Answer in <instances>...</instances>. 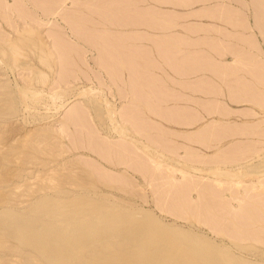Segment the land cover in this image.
Listing matches in <instances>:
<instances>
[{"label": "rangeland", "instance_id": "rangeland-1", "mask_svg": "<svg viewBox=\"0 0 264 264\" xmlns=\"http://www.w3.org/2000/svg\"><path fill=\"white\" fill-rule=\"evenodd\" d=\"M260 3L264 9V0H259ZM18 4L17 0H0V264H46L44 261H38L41 257L37 253L38 248L37 252L34 251L33 246L22 242L21 238H16L15 235L19 236V231L31 224L42 225L45 228L43 232L45 235H58L61 229L66 227V224L59 219L63 214H70L76 210L71 201L75 193H81L92 187L82 183L83 176H88L97 182V192L93 197L104 200L108 204H118L117 209L119 210L136 211L134 213L136 219H143L148 221V224L153 223L165 228L175 227L184 231L188 230L190 233L214 239L219 245L221 244L220 246H226L231 256L250 264H264V235L248 236L260 238L257 241L237 240L232 242L233 239L224 237V235L217 237L205 225L196 222L195 218L199 219V217L193 213L192 216L188 214V219L177 218L173 213H176L175 210L180 208L174 207L173 211L162 208L161 203L156 199L155 192L162 186L154 183L153 186H150L141 173L134 172L126 166L120 165L113 168L108 165L99 159L89 147V139L86 140V144L80 145L79 149L75 147L77 145L71 143L70 137L66 133L69 132L74 136L70 127L77 130L78 127L70 126L67 132L66 129H64L65 131L62 129L66 111L61 110V105L68 101L72 102L71 108L78 107L84 111L88 124V131L84 135L89 131H94L95 137L99 135L102 138H107L106 140L110 144H117L116 140L119 138L115 139L114 137L117 136L116 133L119 130L131 134V136L134 133H131L133 131L124 125L121 118L119 120L117 114L121 113L122 108L120 107L119 110L112 97L108 96L105 81L87 78L88 70L90 71L87 55L84 56V64L78 63L83 55L81 57L77 55L78 59L75 63L77 77L84 73L86 78L70 79L65 82L56 79V77H60L58 74H61L60 70L63 71V68L56 59L54 47L56 35H53L56 31L54 32V30L62 28V34L72 41L71 35L64 29L60 19L63 17L34 14L33 21L24 19L16 13L19 12L18 9L16 11ZM24 9L26 8L24 7ZM263 110V108L257 107V113L248 116L251 119L253 116L255 117V120L248 123L258 126L260 131L264 130ZM112 115L114 116L111 117ZM214 120H220V118L217 117ZM214 120H207L206 125ZM132 129L136 133L135 129ZM262 135L259 133L255 138L257 141L255 152L244 155L242 160L213 166L224 169L223 172L229 171L228 175H225L226 177L223 175L218 177L215 173H213L214 175L208 174L213 168L212 165L195 164L189 160L188 167L184 169L181 165L179 167L178 161L185 164L183 153L180 152L177 155L173 154L172 158L167 156L171 164L167 160L164 168L168 171L171 169L170 165H173L172 169H177L175 171L177 180L174 181L175 188H177V182L184 183V174L187 173V170L190 172L192 170L190 166L194 169H202L197 171L198 173L192 170L194 173L191 172L192 175L189 177L198 179L201 176L200 178H203L204 181L210 180L211 183H214L212 180H215V183L216 180H219L216 185L214 184L215 186L220 185L219 187H221L225 183V186L223 184L222 187L227 189L230 187L231 190L234 188L232 191H229L230 189L225 191L224 188L223 195L220 194L222 200H217L213 202L214 204L211 201V204L215 205L214 208L225 209L226 212L230 211V208L238 211L241 206L243 208L244 205L251 204L249 201L236 199L237 196L246 197L248 186L249 189L253 185L257 186L256 190L252 187V190L254 189L256 192L259 191V186L264 189V135ZM140 138L147 143L144 137ZM190 147L199 150L200 154L205 157L215 156L226 148L218 144L211 149H206L209 151H202L199 149L202 146L195 143ZM151 161L155 162V160ZM94 162H99L100 170L103 173L118 178L125 174L129 179H132L134 185L122 183L120 187L117 183L107 182L109 184H105L104 176L91 169L90 165H93ZM178 169L182 171L179 172ZM217 173L219 172L217 171ZM60 179H64V185H61ZM108 186L114 188L109 189ZM234 190L236 196L231 193ZM62 191H65L64 195H61ZM161 191L164 189L162 188ZM198 193L194 189L188 190V206L192 202H201ZM83 197L88 198L85 195ZM259 202L263 204L264 201L259 200ZM50 203L58 207L56 212L52 215L40 213L45 205ZM166 203L168 202L166 201ZM161 209L165 212H162ZM253 209L258 208L250 207V210L253 211ZM10 212L14 214L12 219L8 217ZM147 214H151L152 217L148 219ZM237 221L244 227L248 224L246 218L241 216ZM255 225L257 226L255 229L262 230V224ZM258 229L256 232L259 231ZM37 244H39L38 241ZM56 247L63 252L66 251L65 246L57 245Z\"/></svg>", "mask_w": 264, "mask_h": 264}, {"label": "bare ground", "instance_id": "bare-ground-1", "mask_svg": "<svg viewBox=\"0 0 264 264\" xmlns=\"http://www.w3.org/2000/svg\"><path fill=\"white\" fill-rule=\"evenodd\" d=\"M46 1L47 0H32L34 5H37V4L41 5V3L47 4L49 2V0H48V2H46ZM58 1L59 0H57L55 2H58ZM78 1H80V0H78ZM115 1L116 0H114V2ZM251 1L253 2V6H255V8H257L258 11L264 10L262 7V3L259 4V0H251ZM55 2L53 1V3H55ZM118 2L116 1L115 3H117V5H118ZM120 2H122V1H120ZM62 3H65V2H63V0H62V2L59 3L60 5L54 7L55 9H53V12H51L52 10H46V11L44 10V11L46 13H47V11H50V15H52V13L54 14L55 12H58L60 10V8H64V7H61ZM74 3L77 4L75 1H74ZM84 4H86V3L84 2ZM34 5H33V7H34ZM50 5H52V3H50L49 6ZM72 5H74V4L72 3L71 6ZM86 5H89V4H86ZM120 5H121V3H120ZM120 5H118V6H120ZM25 6L26 5L23 4V2L22 3L19 2V4L16 5V11L18 9L19 12H16L15 10L14 11L16 13H18L19 15H21L20 17H23L24 19L25 18L26 19H32L33 16H35V15L32 14V12H30L31 10L29 11L27 9V11H28L27 12L26 9H24ZM47 6H48V4L45 6V9H47ZM77 6L78 5H76V7ZM81 6H83V5H81ZM89 6H88V8H89ZM91 6H90V8L94 9ZM97 6H98V4H97ZM114 6H116V4H114ZM122 6H123V4L120 7H122ZM8 7H10V6H8ZM8 7H6V8L9 10ZM72 7H75V6H72ZM72 7H71V10H72ZM43 8H41V9H43ZM58 8H59V10H58ZM81 8L84 9L83 7H81ZM20 9H21V11H20ZM85 9H84V11H85ZM103 9H101V10H103ZM10 10H12L11 7H10ZM64 10H68V9L64 8ZM69 10H68V13H69ZM80 10L81 9H79V11ZM98 10H100V9H98ZM60 11H61V13L63 12V10H60ZM81 11L83 12V10H81ZM91 11L93 12V10H90V12ZM96 12H98V11H96ZM117 12L120 13V11H117ZM42 13L43 12H41V14ZM46 13H44V14L46 15ZM61 13L58 12L55 14H58V16H59ZM75 13H76V11H75ZM109 13L111 14V11H109ZM62 14H63L62 19H66L68 21V25H70L69 29L71 30V33L73 36L75 34V36L78 37L77 39L80 41L81 40H84L86 42H88L87 40L90 41L89 35H87L85 32L87 30L85 29V27H83L84 25L81 26L78 23V22L82 23L86 19V17L83 20V18L82 19L80 18L81 13L80 14L76 13L78 15V18H80V20H83V21L77 20V22H76V19H78V18H76L74 13L73 14L71 13V14H72V16L73 15L75 16V17H73L74 19L76 18L75 20H73L71 14L70 15L67 13H66L67 15L64 13H62ZM83 14H85V13L83 12ZM261 14H264V13L261 12ZM91 15H89V17H90L89 19H91V18L94 19L93 17H91ZM96 15H99V14H96ZM83 17H84V15H83ZM262 17H263V15L261 16V18ZM259 18H260V15H259ZM259 18L257 19L258 20L257 22H258L259 26H261V30H263L262 28H264V20H263L264 18L263 19L260 18L261 21ZM33 20L34 19H32V21ZM66 20H65V22H66ZM73 21H74V23H73ZM86 23H87V25L89 24L88 22H85V24ZM93 23H95V21ZM97 26L99 27L98 23H97ZM56 27H57V25H56ZM92 28L97 29V28L93 27V25H92ZM61 29L56 28L54 30V32L56 31V33L53 35H56V36H55V40L53 38L52 39L55 41L54 47H55L57 62L62 64L61 68H63V71L60 70L61 74H58V75H60V77L58 76V77H56V79L61 80L62 82L63 81L65 82L66 80L78 78L77 77L78 73L76 72L77 67H76L75 63H76V59H78L77 55H78V57H81L82 55L84 56L83 51L85 49L81 50L83 48L82 46H81L82 48H80V50L78 49L79 47L75 48V45L77 43L70 41V39H67V37H65V35L62 34L63 31ZM100 29H102V28H100ZM100 29L98 28V30H100ZM90 30H91V32L93 31L92 29H90ZM103 30H105V32H106L107 29H105V27H104ZM103 30H102V32L104 33ZM88 32H90L89 29H88ZM97 32H98L97 30L95 32L93 31V33H96V35H98L99 32H98V34H97ZM105 34L107 35V32ZM105 34H103V36ZM103 36H100V37H103ZM109 36H110V34H109ZM109 36H105V37L112 39V38H110L111 36L110 37ZM96 38H98V37H96ZM115 38H117V37H115ZM109 39H108V41H110ZM243 39H245V38L243 37ZM93 41L97 42V40L95 41L94 39H93ZM103 41H105V40H103ZM103 41L101 43V46L104 43ZM99 42H100V40H99ZM116 42L118 45H120V41H116ZM73 43H75V44H73ZM89 43L91 44L92 42H89ZM104 44H106V43H104ZM104 44H103L102 48H104V46L114 47V45L108 46L109 44L108 45L107 44L104 45ZM117 44H116V47H117ZM248 46L249 45H247V47ZM116 47H115V49H116ZM99 48H97V50ZM254 48H256V47H254ZM13 49H16V48H13ZM107 49L111 50V48H107ZM115 49L112 48L113 51ZM123 49H125V48L123 47ZM241 49H240V51L243 53L244 50L242 51ZM117 50L119 51V48ZM117 50H115V51H117ZM259 50H260V48L258 49V52H259ZM106 51H105V49H103V52L107 53ZM261 51L263 52V50H261ZM99 52H100V49H99ZM103 52H102V54H103ZM119 52H117V53L119 54ZM258 52L256 51V53H258ZM262 52H260V53H262ZM84 53H85V51H84ZM109 54H111V53H109ZM121 54H122V52H121ZM240 55H242V54H240ZM248 55L250 56V54H248ZM256 55H253V56H256ZM111 56H112V54H111ZM119 56H122V55H119ZM246 56L247 55H244V57H246ZM103 57H104V55H103ZM107 57H109V56L107 55ZM100 58H102V57L100 56ZM100 58H99V60H101ZM106 59H109V58H106ZM249 59H250V57H248V60ZM60 60H63V61H60ZM241 60H243L244 62L245 61L249 62L248 60H244L243 57L241 58ZM241 60H240V62H241ZM251 60L252 59H250V61ZM99 62H101V61H99ZM107 62L104 61V64H106ZM58 63H57V65H58ZM110 63H112V62H110ZM100 64H102V63H100ZM252 65H255V64L253 63ZM241 66H244V65H240V67ZM247 67H248V65H247ZM247 67L246 68L243 67V68L247 69ZM257 67H256L257 72H256V70L253 71V69H251L252 67L248 68V71L250 72L249 69H251V72H253L252 74H254V75L256 74V76H254V75L253 76H254L255 80L257 81L258 86L255 84L257 87L253 86V88L255 89V87H256L258 89H255V90L253 89L254 91H252L250 88L248 90H250L251 93L245 92L249 95L246 94L244 96V94H243L242 96H238L239 94L241 95V92H240L237 95L238 97L234 96L233 98H235L234 101L235 100L237 101L236 98H239L238 101L240 102V104L242 103V101H243V103L245 101V103L249 102V103L254 104L256 107H260V108L264 109V61L261 60L260 63L257 64ZM107 68L110 70H113L109 67H107ZM241 68L239 69V71L241 70ZM105 69L100 68V72H101V70H104V72H105ZM244 69H242V70L244 71ZM237 70H238V68H237ZM241 71H240V73H241ZM88 72H89V70H88ZM111 72H113V71H111ZM254 72H256V73H254ZM110 73L108 72V74H110ZM235 73H236V71L234 70V74ZM245 74H247V73H245ZM100 75H101V73H100ZM100 75H99V73L97 74V78H99L98 80H100V79L105 80ZM113 75L112 76L110 75V76L114 77ZM115 75H117V74H115ZM119 75L121 76V74H119ZM117 76H116V78H117ZM238 76H239V74H238ZM246 76H249V75H246ZM87 78H88V76H87ZM246 78L247 77H245V79ZM108 80H110V79H108ZM114 80H115V78H114ZM121 80L123 82L122 78H121ZM121 80H120V83H121ZM226 80H229V79H226ZM241 80L242 79H240V81ZM246 80L248 81V79H246ZM250 81L247 83L250 84ZM133 82H135V81H133ZM222 82H221V84L223 85L224 82L223 83ZM111 83H110V85L112 87H114ZM131 83H132V81H131ZM137 83H138V81H137ZM231 83H232V81H231ZM235 83L237 84V82H235ZM240 83H239V85H240ZM124 84H125V82H124ZM133 84L134 83H132V85ZM140 84H142V83H140ZM232 84H234V83H232ZM227 85H230V83ZM253 85H254V83H253ZM116 86H118V85H116ZM122 86L126 87V85L125 86L122 85ZM138 86H139V84H137V87ZM233 86H235V85H233ZM237 87H239V86H237ZM245 87L246 86L244 85L243 88H245ZM107 88H108V86H107ZM247 88H249V87H247ZM116 89H115V91H119ZM120 89H122V88H120ZM139 90H140V88H139ZM235 90L237 91V89H235ZM133 91H134V88H133ZM237 92H239V91H237ZM118 93H119V97H120L121 96L120 92H118ZM124 93H127V92L124 91ZM134 93L137 94V92H134ZM138 93L141 94L139 91H138ZM232 93H234V92H232ZM121 94H123V93L121 92ZM135 94H133V95H135ZM143 95L146 96V94H143ZM152 95H154V94H152ZM234 95H236V94H234ZM124 96L125 97L122 98V96H121L120 98L124 99V98L128 97V96L126 97V95H124ZM147 96L149 97V95H147ZM166 96H164V97H166ZM229 96L230 95H227V97H229ZM148 97L146 100H148ZM218 97H214V100H216ZM128 98H127V100H128ZM131 98H132V96H131ZM135 98H136V95H135ZM141 98H142V96H141ZM155 98L158 99L157 96H155ZM171 98H173V96L170 97V99ZM233 98H232V100H233ZM136 99L139 100L140 98L139 99L136 98ZM167 99H169V98H167ZM140 100L138 102L139 103L141 102L142 105H143L142 102H144V101L147 102L144 99H143L144 101H142V100L140 101ZM159 100L161 103V99H159ZM159 100L155 101V99H154V101L157 102L156 106H159V104H158ZM210 100L212 101L213 99H210ZM129 101H130V99H129ZM150 101H152V100H150ZM162 101H164V100H162ZM170 101H172V100H170ZM133 102H134V100H133ZM166 102L168 103L167 100H166ZM166 102L164 101V104ZM126 104H124V106ZM136 104H138L137 101H136ZM146 104H145V106H146ZM149 104H151V102ZM153 104H154V102H153ZM161 104H163V103H161ZM202 104L203 103H201V107L204 109H202L201 112H203L209 116L217 115V117H219L220 120H214L210 124L209 123L207 125L205 124L206 126H203L202 128H200L195 133L190 134V136H188V149L185 146L182 147L179 143H177L175 141V139H174L175 134L168 132L165 128L161 127L158 123L153 121L152 118H154L156 116L158 118H161L162 120L171 121V122L172 121L176 122V120H178V119L179 120L180 119H182V120L188 119L189 124L190 123L194 124V123H198V121H201L203 119V118L201 119L202 115L198 114L199 112L197 113L196 109H195L196 112H194L193 110H191L192 108L190 109L189 107L188 108L190 110L189 109L188 110L191 111V113H187V114H185L186 112L185 113L183 112V111H186V110H183L184 108H182L183 111H181V110L178 111V109H177V111H173V110L170 111V109L169 110L166 109L163 111V109L166 108L165 105H164V107L161 106L163 109H160V107H159L160 110H157L156 107H155V109L154 108L150 109L149 108L150 106H148V104H147L148 107L147 106L145 107L143 105L144 107H142V108H144V109L146 108L143 111L141 110L142 108L141 109L139 108L140 104H138V106H136V110L134 108L132 110V108H127L126 106H125L126 108L124 107V109L119 108V110L121 109L120 110L121 113L119 115L117 114V116L119 117V120L122 119L121 121H123L125 123L124 125L126 127L130 128V131L131 130L133 131L131 133H134V135L131 136V134L129 135V134H127V132L119 130L116 133L117 136L114 138L115 139L119 138L121 140L120 141H118L119 139L116 140L118 142L117 144H110L109 141L106 140L107 138H104V137L102 138L99 135H97L95 137L94 131H89L88 134L84 135V133L86 131H88V124H87V120H86L85 115H84V111L78 107L71 108L70 105H72V102L68 101L67 103L61 105V110H64V112L66 111L64 114L63 122H62L64 128H62V129L63 130L66 129V132H67L68 127H70V126L78 127V130L75 129L74 127H70V130L73 131L74 136L69 134V132L66 133V135H68L70 137L71 143L73 145H77V146H75L77 149H79L80 145L82 146L83 144H86V140L89 139V147L92 149V151L97 155V157L99 159L103 160L108 165L112 166L113 168L120 166V165L126 166L127 168H130L134 172L141 173L143 178L147 182V184H149L150 186H153V183L162 186L164 191H161L162 188H158V190L155 192L156 199L159 203H161L162 208L170 209L171 211L174 210V207L180 208V209L175 210L176 213H173V215L175 217L180 218V219H184V218L188 219V214H190V216H192V213H193L197 217H199V219L195 218V221L200 223L201 225L202 224L205 225L210 230V232H213L215 235H217V237L224 235V237L233 239L232 242H236L237 240L257 241L260 238H252V237H248V236H250V235H264V202H263V204L261 202H259V200L264 201V189H261L262 187L259 186V188H258L259 191L260 190L263 191V192L261 191L260 192L261 194H259V191H257V192L254 191V189L257 187L256 185H255L256 187H254V185L251 186V189H249V186L247 185L248 186L247 187L248 189L246 188L247 192L245 191L246 197L241 198V197L237 196L236 199L243 200V201H249V203H251V204H248L247 206L244 205L243 208L241 206V208L238 211H235L232 208H230V211L226 212L225 209H217V208H214L215 205H213L214 204L213 202H215L217 200L218 201L222 200L220 194L222 193L223 189L225 188L224 187L225 183H223L224 184L223 187H222L223 184L221 185V187H219L220 185L215 186L219 180H216V183H215V180H212V181H214V183H211L210 180H208V182H206V180L204 181L203 178H200L201 176L198 178L199 180L197 178H195L194 176H193L194 178L189 177V175L190 176L192 175L191 174V172H193L192 170H195V172L202 170V169H200V170L194 169L192 166L189 165L190 168L192 169L191 172L187 170V173L184 174L185 175L184 183L177 182V188H175L174 187L175 186L174 181H177L176 177H175V173H176L175 171H177V169L173 168L174 169L173 170L172 169L173 165L172 166L170 165L171 169H169L168 171L165 170V168H164V166L166 165V162L168 160V157L172 158L173 154L177 155L180 152V150H182V148L184 149L183 158L185 159V164H182L180 161H178V165H179V167L182 166L183 169L185 167H188V160L191 163L200 164V165H212V167H213L214 165L221 164V163L230 164V163H233L235 161L242 160L244 155L251 154V153L255 152V150L257 148L256 139L254 140L255 142H250V141L247 142L248 140L244 141V142H247L246 144L243 141H241L239 143L234 141L229 146H227L225 149H223L219 153H217V155L210 156V157H205V156L200 154L199 150H196V149L194 150L193 147H190L192 144L195 143V144H199L202 147H205L206 149H211L214 145H218L219 143H221V141L226 140V138H232V137L235 138L238 136H240V137L244 136L247 138L251 137V139H253V138H256V136L259 133H261V135L262 134L264 135V130L260 131V128L254 124H250V123L246 122L244 124L242 123L243 125H240V123H239V125H236V124H234L235 122L232 123L230 120V116L232 115L231 113H233V111L230 113L231 110L226 109V107L224 105H222V103L220 104V102L218 100L216 103H214L213 106H210V108H208V109L206 107H204ZM211 104H213V102ZM135 105H133V106L135 107ZM151 107H152V105H151ZM170 107H172V106H170ZM227 107H229V106H227ZM106 112H108V111H106ZM244 113H246V111L243 112V114ZM250 115H252V112L246 113V116H250ZM113 116L114 115H112L111 117H113ZM183 121H185V120H183ZM180 123H182V122H180ZM185 123H186V121H185ZM122 128L124 129V127H122ZM132 128L135 129L137 134L134 132V130ZM140 137H144V139L147 140V143L143 142ZM86 148H87V146H86ZM167 154H169V155H167ZM151 160H155V162L151 161ZM98 163L99 162H94L93 165H90V167L93 171L100 172L101 175L104 176L103 179L105 181L104 182L105 184L108 185L109 183H107V182H111V183H117V184H119V186L122 183H129V184L134 185V182L132 181V179H129L128 176H126L125 174H122L121 177L118 178V177L103 173L100 170V166ZM169 164H171L170 161H169ZM167 166L169 168V165H167ZM176 168H178V167H176ZM223 170L224 169L213 167L210 170L211 172H208V174L212 173V175H214L213 173H215V174H217L218 177H220L219 175H223V176L228 175L227 172H229V171L223 172ZM178 171L180 172L182 170L178 169ZM214 171H216V172H214ZM217 171L219 173H217ZM188 172H190V173L188 174ZM263 173H264V171H263ZM227 177H229V176H227ZM222 178H224V177H222ZM82 179H83V181H82L83 184H85L87 186H92V187H90L91 189L83 190L81 193L80 192L75 193L74 198L71 201H72V206L74 205L76 207V210L70 214H66V215L63 214L64 216L62 215V217L59 219V221H62L66 224V227H63L58 235H53V236L45 235L43 233L45 231V228L42 225H38V224L28 225L26 228L19 231V233H18L19 236L15 235L16 238H21L22 242H25L26 244L29 243L31 246H33L34 251H36V249L38 248L39 251L38 252L36 251V252L39 253L41 256L38 261H41V262L44 261V263H46V264H236V263H238V264H250V263H247L246 261H242L240 259H237V258L231 256L229 254L226 246H220L221 244L219 245L218 242H216L214 239H211L208 237H203V236L197 235L195 233H190V232H188V230L184 231L181 229H177L175 227H166L165 228L163 226H156L153 223L148 224V221L143 220V219H141V220L136 219V217L134 215V213L136 211L130 210V209L119 210V209H117V207L119 206L118 204H113V203L108 204L104 200H99V199L93 197V195L96 194V192H97L96 191V189L98 188L97 182L95 180H92L88 176H83ZM206 179H207V177H206ZM227 181H229V180H227ZM60 182H62L61 185H64V179H60ZM249 185H251V184H249ZM252 187H254L253 190H252ZM107 188L110 189V188H114V187L108 186ZM243 188H245V187H243ZM152 189H153V187H152ZM193 189L197 190L199 192L198 193L199 194V200L201 202H198V203L192 202L188 206V190H193ZM225 189H224L225 191H227L229 189H230L229 191H232L234 188L232 190L230 187H229V189H227V188H225ZM235 190H236V188H235ZM235 190H234V192H231L232 194H234L233 196H236ZM64 193H65V191H62L61 195H64ZM236 193L238 194V190ZM83 195L87 196L88 198L83 197ZM221 195H223V193ZM166 201L168 203H166ZM211 201L213 204H211ZM221 204H224V203H221ZM250 207H256L258 209H255V210L253 209V211H252V210H250ZM57 209H58V207L55 204L50 203V204L45 205V207L41 210L40 213H42L43 215H52L56 212ZM161 211L163 212L164 210L161 209ZM254 211L257 213H255ZM13 216H14V214L12 212H10L8 214V217H11V219ZM240 216L242 218H246L247 223H248V224L246 223L247 224L246 227H244V225H241L237 221L238 217H240ZM146 217L149 219L152 217V215L147 214ZM254 217H256V218H254ZM65 224H63V225H65ZM255 224H257V225L262 224V226H261L262 230L258 229V228L255 229V226H256ZM257 229L259 230L258 232H256ZM252 232H255V233H252ZM239 235H242V236H239ZM222 240H223V238H222ZM37 241L39 244H37ZM57 245L65 246L66 251H64V252L61 251L60 249H58L56 247ZM186 249H188V250H186Z\"/></svg>", "mask_w": 264, "mask_h": 264}, {"label": "crops", "instance_id": "crops-1", "mask_svg": "<svg viewBox=\"0 0 264 264\" xmlns=\"http://www.w3.org/2000/svg\"><path fill=\"white\" fill-rule=\"evenodd\" d=\"M53 1L55 2L57 0H51V1L49 0V2L48 0L46 1L48 2L47 9H45V6L47 5L46 3H41V5L37 4L38 5L37 6L34 5L32 0H28V1L18 0L17 2H23V4L26 5L25 8L28 9L29 11L31 10L30 12H32V14L43 15L44 13H46L45 12L46 10H52L51 12H53V9H55L54 7L60 5L59 3L62 2V0H59L58 2L55 3H53ZM74 1L77 4H75ZM116 1L117 2L122 1L120 3L121 5L123 4V6L120 7L121 5L119 2L118 5L120 6H118L117 3H115ZM116 1L114 2V0H80V1L63 0V2L65 3H62L64 6L61 4V7H64L65 9L68 10L70 9L69 13L68 10H64V8H60V7L59 8L60 10H63L62 13L64 14L67 13L70 15L71 13L72 14L74 13L76 18H78L77 14L81 13L80 14L81 17L80 16L79 17L81 19L83 18V20L86 17L84 21L80 20V18L78 19L75 18V19L76 22L77 20L83 21L82 23L80 22L78 23L81 26L84 25L83 27H85V29L87 30L85 32L87 35H89V39H90V41L86 39L88 42L84 40H81L82 41L81 42L80 40L77 39L78 37L75 36V34L73 36L71 30L69 29L70 25H68V21L66 19H62V18L60 19L64 25V29L68 31V33L71 35L70 37H72L71 38L72 41L79 45L78 46L76 44L77 46L75 45V48L79 47L78 49L80 50V48L83 47L81 50L85 49L84 50L85 53L83 51V54L84 56L85 55L88 56V65L90 66V71L88 72L89 79H94L95 81H97L99 79L97 78V74L99 73L100 75L101 73L100 76L103 79H105L104 81L106 84L108 96L112 97V99L115 101L116 105L119 108L121 107L122 109H124V107L126 106L127 108H132V110L133 108L136 110V106H138V104L141 105V106L139 105V108L141 109L147 103L148 106H150L149 107L150 109L151 108L155 109L156 107L157 110H160L163 109L162 107H164L165 105L166 108H164L163 111L166 109L168 110L170 109V111L172 110L177 111V109L178 111L186 110L183 111L184 113L186 112L185 114L191 113V111H189L191 108H192L191 110H193L194 112H196L195 111L196 109L197 113L199 112L198 114L202 115L201 119L202 118L203 119L202 120L200 119L201 121H198V123H194L195 125L193 123L189 124L188 119L187 120L183 119L186 121L185 123V121H183L182 119L180 120L178 119L179 121L175 119L176 122L175 121L171 122V121L162 120L161 118H158L156 116L152 118L153 121L158 123L161 127L165 129L166 128L169 129V130L166 129L168 132L175 134L174 137L175 141L179 143L182 147L185 146L187 149H188V136H190V134H192L194 131L202 128L207 123V120L209 121L211 119L213 120L217 119V115L209 116L201 112V110L204 109L201 107V103H203L202 105L208 109L210 108V106H213L214 103H216L218 100L220 104L222 103V105L226 107V109L231 110L230 113L233 111L234 114L231 113L232 115L230 116V120L232 123L235 122L234 124L236 125H239V123L240 125H243L246 122L255 120L254 116L252 117L253 119H251V117L246 116V113L252 112V114H256L257 107L252 103L249 102L245 103V101L244 103L242 101V103L240 104V102L238 101L239 98H236L237 101L236 100L234 101L235 98L233 97L234 96L236 97L240 92L241 95L239 94L238 96H242L243 94L245 96L247 93H251V91L248 90L250 88L252 91L258 89L256 88L258 86V83L254 78L256 74L255 75L252 74L253 72H251V69H253V71L256 70L257 72V68H258L257 64L260 63L261 60L264 61L263 59L264 58V28H262L263 30H261V26H259L257 22L259 15L260 18L262 15L264 17V14H261V12L264 13L263 10L258 11L257 8L253 6V2L251 0H116ZM84 2L86 4H89L90 6L92 5L91 7H93L94 9L90 8L89 5L84 4ZM50 3H52V5H50L51 7L49 6ZM72 3L74 4L72 6L75 7L71 6ZM114 4H116V6H114ZM76 5H78L77 6L78 8L81 5H83L81 7H83L84 9L87 7L85 11L81 7L79 8L83 10L85 14H83L81 10L80 12L79 9L76 7ZM39 6L41 8L43 7L44 8L41 9ZM89 9L93 10L94 13L92 11L90 12ZM115 9L117 11H120V13L117 12ZM60 10L58 11L59 13H61ZM95 10L98 12H96ZM75 11L77 14L75 13ZM109 11H111V14L109 13ZM41 12L43 13L41 14ZM55 13L54 14L52 13V15L58 16V14ZM62 13L60 14L61 16L59 15V17H63ZM52 15H50V11H47L46 15L44 14L43 16H52ZM74 15L72 16V18L75 17ZM89 15H91V17H93L94 19L92 18L89 19L90 18ZM263 17L261 19H263ZM75 19L73 18V20ZM94 21L95 23H93ZM85 22H88L89 24L87 25V23L85 24ZM97 23L99 27L97 26ZM92 25L97 29L92 28ZM103 26L105 27V29H107L106 30L107 35L105 34L106 33L105 30H103L104 29ZM98 28L99 29L102 28L100 29L101 31L98 30ZM88 29L90 32H88ZM90 29H92L94 32L97 30L99 34L97 32L98 35H96V33H93V31L91 32ZM102 30L104 31V33L102 32ZM102 33L105 35L103 36ZM109 34L111 37L109 36ZM105 36H109L112 39L106 38ZM114 36L117 38H115ZM243 37L245 39H243ZM93 39L95 41L97 40L98 43L94 42ZM108 39L111 42L108 41ZM101 40L102 41L105 40L106 42L105 41L103 42L106 43L107 45L109 44L108 46L114 45V47L104 46V48H102L104 43L101 46L102 43ZM116 41H120V45H118ZM89 42L92 43L90 44ZM116 44L120 52L117 50L118 48L116 47ZM247 45L249 46L247 47ZM123 47L126 50L123 49ZM97 48L100 49V52L99 49L97 50ZM107 48H111V50L113 48L117 51L114 50L116 52L115 53L113 50L111 51L110 49ZM259 48L260 50L258 52ZM103 49H105V51L107 50L106 52L108 54L103 52ZM240 49L242 51L244 50V52L242 53ZM261 50H263V52ZM256 51L258 53H256ZM117 52H119V54ZM260 52H262L263 54ZM109 53H111L112 56ZM106 54L109 57H107ZM248 54H250V56ZM252 54L253 55L257 54L260 58L257 55L253 56ZM244 55L247 56L244 57ZM84 56H82V59L78 60V63L84 62ZM100 56L103 59L100 58ZM105 57L109 58L111 61L109 59H106ZM240 57L241 58L243 57L244 60H248V57H250V59H252L251 60L252 62L249 59L248 60L249 62L245 61L246 62L245 63L243 60H241ZM99 58L101 60H99ZM103 60L105 62L107 61L108 62L104 64ZM240 60L243 64L240 62ZM109 61L112 63H110ZM251 63L252 64L254 63L256 66L252 65ZM105 65L113 70L108 69ZM240 65H244V66H241L242 67L241 68ZM243 67L244 68L247 67V69H244ZM254 67L257 68L255 69ZM100 68L102 69L106 68L107 70L105 69V72L104 70H101L100 72ZM240 68L241 70L244 69V71L242 70L243 72L240 70L241 73L239 71ZM248 68H251L249 69L250 72L248 71ZM234 70L236 71L235 73L236 75L234 74ZM108 72L109 73L111 72L112 74L111 73L108 74ZM244 72L247 74H245ZM115 74H117L118 76ZM119 74H121V76ZM238 74L240 77L238 76ZM110 75L111 76L113 75L114 77H111ZM245 77H247L246 79H248V81L245 79ZM78 78L84 79L86 78V76L84 73H82L78 75ZM121 78L123 79V82ZM240 79L242 80L240 81ZM131 81L132 83H134L133 85ZM133 81H135L136 83L138 81L137 84H139V86L137 87V84ZM231 81L234 84H232ZM249 81L250 84L253 82L254 85L253 83L251 85L247 83ZM109 82L110 83L112 82L111 84L114 87H112ZM221 82L223 83L224 86L221 84ZM235 82H237V84ZM229 83L230 85H227ZM121 84L124 86L126 85V87H123ZM116 85H118L123 90ZM242 85L243 86L245 85L246 89L243 88ZM253 86H256L255 89L253 88ZM139 88L141 91L139 90ZM115 89L119 91H115ZM235 89H237V91L239 92H237ZM124 91L127 93H124ZM138 91L141 94H139ZM118 92H120L122 98L125 97L124 95H126V97L128 96L129 97V98L127 97L128 100L127 98L121 99L120 98L121 96L119 97ZM121 92L123 94H121ZM134 92H137V94H135ZM133 94L136 95V98L138 99L140 98L142 101L147 99L148 97L147 95H149V97L148 100H146L147 102L145 101H144L145 103L142 102L144 105L143 106L141 102L140 103L138 102L140 99L137 100L135 98V95ZM143 94H146L147 97ZM140 95L144 100L141 98ZM163 95L164 96L167 95L166 97L169 99H167ZM227 95L230 96L227 97ZM155 96H157L158 99L155 98ZM172 96L173 98L170 99V97ZM214 97H218V98L214 100ZM154 99L155 101L161 99V103L163 104H161L159 100L158 103L159 106H156L157 102H155ZM210 99L213 100L211 101ZM135 100L137 101L138 104H136ZM150 100H152L154 104ZM162 100H164L165 102L167 100L168 103L166 102L164 104V101ZM150 102L151 104H149ZM210 102L211 103L213 102V104H211ZM131 103L132 104L134 103L133 105L136 104L135 107ZM124 104L126 105L124 106ZM226 105L229 107H227ZM182 108L184 109L182 110ZM145 109L142 108L141 110L143 111ZM245 111L246 113L243 114V112ZM254 139L255 138L251 139V137L247 138L244 136L242 137L238 136L235 138L233 137L226 138V140H223L221 141V143H219V146L223 145V147H227L233 141L237 143L241 141L244 142L246 140H248L247 142L249 141L255 142ZM247 142L244 143L246 144ZM200 148L202 151H209L206 150V148L204 147H200ZM180 153H184L183 148L182 150H180Z\"/></svg>", "mask_w": 264, "mask_h": 264}]
</instances>
